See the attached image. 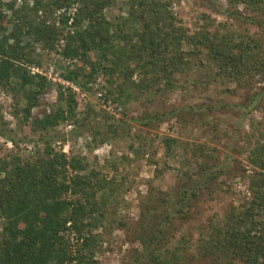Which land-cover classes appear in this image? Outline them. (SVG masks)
<instances>
[{"label": "trees", "instance_id": "trees-1", "mask_svg": "<svg viewBox=\"0 0 264 264\" xmlns=\"http://www.w3.org/2000/svg\"><path fill=\"white\" fill-rule=\"evenodd\" d=\"M225 1L226 6L215 11L224 21L203 13L190 30L173 11L171 0H127L111 19L107 13L116 0H0V89L24 102L14 115L21 114V128L40 141L34 154L24 159L16 150L27 139L18 137L0 117V137L14 147L10 152L0 147V264H100L95 259L104 243L95 233L100 229L132 234L131 245H140L134 249L133 264H264V131L259 125L251 124L252 132L238 150L246 153L249 176L236 160L237 166L227 172V164L216 158L217 148H190L177 139H163L167 155L180 146L190 157L182 161L172 188L158 192L157 205H149L151 189L142 201L139 223L131 225L119 214L128 182L125 176L118 178L124 164H131L129 158L114 157L109 164L115 176L108 179L89 171L84 158L68 157L57 149L52 136L63 125H73L77 136L100 134L101 126L97 131L93 127L96 120L120 138L117 127L125 122L100 120L92 105L81 111L72 88L58 90L59 106L53 114L32 119L39 97L50 87L42 75L30 71L42 66L38 46L48 51L61 48L62 56L74 63L73 69L59 67L61 77L82 92H91L96 80L104 77L107 97L126 112L143 100L165 102L179 88L178 76L200 70L204 61L210 76L201 74V79L208 86L213 76L235 84L234 90L227 89L229 95L247 91L234 110L246 115L251 107L264 111V89H255L264 81V0ZM210 5L214 10L215 0ZM212 108L216 107H185L170 113L187 122L188 116L210 117ZM167 113L133 122L150 128L165 122ZM219 124H213L216 137ZM223 134L228 137L227 131ZM137 139L141 142L129 144V151L141 160L149 148L141 136ZM96 146L94 141L88 147L93 152ZM228 174L247 178L244 199L182 233L178 225L189 221L198 205L224 192Z\"/></svg>", "mask_w": 264, "mask_h": 264}, {"label": "rangeland", "instance_id": "rangeland-1", "mask_svg": "<svg viewBox=\"0 0 264 264\" xmlns=\"http://www.w3.org/2000/svg\"><path fill=\"white\" fill-rule=\"evenodd\" d=\"M127 0H116L117 5L111 8V12L107 13L109 17L112 15H119L123 9L122 3ZM173 3V11L177 13L178 17L182 19L185 26L190 30L195 29V25L199 22L201 14L206 13L218 22L224 21L223 16H220L217 11L220 6H226L225 0H215V9L210 10V2L213 0H171ZM214 3V2H213ZM19 4H21L19 2ZM107 12V11H106ZM59 13H57V16ZM111 19V17L109 18ZM40 55L42 66L30 68L32 75H42L50 85V87L39 97V105L32 110V119H41L45 115H50L58 108V90L61 88L64 92L67 88H72L75 95L82 103L81 111H85L88 105H92L95 110L102 117L100 120L108 118L110 123L119 125L121 121L125 124L122 127H117L118 133H121L120 138H114V135L109 132L108 125L104 121L97 123L93 122V127L96 131L97 127L101 126L94 136L91 134L83 133L77 136L75 127L73 125H63L58 127L52 132L55 136L54 142L57 149H63V152L68 157L79 156L85 159L89 166V171L94 169L104 174L108 179L113 178L114 171L110 167V161L114 157L121 158L127 156L131 164H124L122 173L119 175L127 177V193L123 195L122 208L120 216L124 217L131 225L139 223L141 213L142 201L149 195L151 189L153 192L151 198V205H157L160 202L158 192H168L173 182L177 181L178 170L184 159L189 158L190 155L184 153V150L177 146L174 153L169 156L161 147L163 139H177L183 144H188L192 148L193 145H207L209 148H217L216 158L219 163H225L229 167L227 172H230L235 166L241 164L246 168V175L252 174V168L248 166L246 153L241 154L240 151L243 143V137L252 132L251 124L254 123L264 131V111L262 109L251 107L248 109L247 115L241 109L233 108L242 103L247 91L238 90L235 96L229 95L227 89L234 90L235 84H229L224 80L213 76L210 79L214 82L207 85L205 79H201V74L210 76L208 71V64L206 61L202 63L203 67L195 69L188 76H178L179 88L169 96L170 98L165 102L151 101L147 104L144 100L134 106L132 110L126 112L125 109L118 103L114 102L112 98L107 97L106 80L104 77H99L95 84L91 86V92H82L80 89L76 90V86L72 84H63L61 79V70L59 67H68L73 69V61L67 60L62 56L61 48L55 51H48L43 46H38L36 52ZM39 71L42 74L35 73ZM200 73V74H199ZM136 82L139 77H135ZM257 92H262L264 89V81L256 86ZM4 90V89H3ZM0 89V117L3 116L4 122L9 125V128L21 137L27 139L26 142H20L19 148L16 150L24 159L30 158L36 151V146H40L39 136L34 138L28 128H21L23 117H16L14 114L18 113L15 108L22 109L24 102L16 101L12 95ZM143 97V96H141ZM18 103L20 106H18ZM258 104V103H257ZM215 106L216 108L210 117L197 115L195 117L188 116V121L181 120L177 116H172V111L176 109H183L185 107L196 106ZM223 106V107H221ZM253 108V109H252ZM169 112V117L165 122L154 125L153 127L146 128L133 122V119H144L146 116H162L164 113ZM252 112V113H249ZM147 114V115H146ZM208 117V118H206ZM95 118L92 116L91 120ZM220 123L218 137L215 135L213 126L214 123ZM258 122L260 124H258ZM263 123V124H262ZM208 124V125H207ZM23 126V125H22ZM240 129V134L235 130ZM124 130V135L122 134ZM223 131L228 132V137L224 138ZM129 138L127 139V136ZM141 136L146 140L148 146L147 154L141 160L136 159L134 154L129 151V144L136 143L138 146L141 140L137 137ZM100 143V141H104ZM108 140V141H106ZM31 141V142H30ZM33 141V142H32ZM97 143L93 152L88 147L89 144ZM236 141L238 145L233 146L232 143ZM38 143V144H37ZM181 144V146H183ZM233 147H232V146ZM0 147L7 152L14 149L13 146L5 139L0 137ZM238 148L235 151L230 150ZM41 149V148H40ZM191 153V152H189ZM244 153V152H243ZM224 155H227L225 158ZM189 156V157H188ZM225 158L226 160H223ZM150 161L155 164L151 165ZM229 178H225L226 185L223 186L224 192H219L214 195L211 200L201 203L196 207L192 213V217L184 224H179L178 227L182 228V233L189 228L201 226L205 224L208 219L216 218L226 213L232 206H238L244 199L245 194L248 192L247 178H233L228 174ZM222 178L221 181H223ZM103 237L104 243L101 247L97 248L95 259L100 264H133L135 251L134 249L140 248L136 243L131 245L129 239L132 234L128 236L123 230L104 231L100 229L95 232ZM72 235V234H71ZM74 237V235H73ZM242 264V263H236Z\"/></svg>", "mask_w": 264, "mask_h": 264}, {"label": "built area", "instance_id": "built-area-1", "mask_svg": "<svg viewBox=\"0 0 264 264\" xmlns=\"http://www.w3.org/2000/svg\"><path fill=\"white\" fill-rule=\"evenodd\" d=\"M35 73H39V74H42V73H40L39 71H33V74H35ZM60 82H62L63 84H70V83H67L66 81H64L63 79H62V77H61V79L59 80ZM78 88H76V90H77Z\"/></svg>", "mask_w": 264, "mask_h": 264}]
</instances>
